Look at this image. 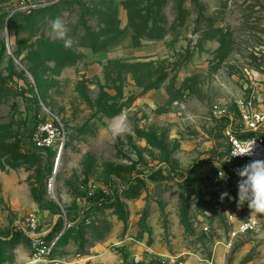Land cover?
<instances>
[{
  "label": "rangeland",
  "instance_id": "rangeland-1",
  "mask_svg": "<svg viewBox=\"0 0 264 264\" xmlns=\"http://www.w3.org/2000/svg\"><path fill=\"white\" fill-rule=\"evenodd\" d=\"M17 1L0 0V264H264L255 232L229 246L208 184L225 118L242 97L264 102V0H57L33 14ZM51 114L66 134L58 165L57 147L23 151ZM98 191L111 200L92 206ZM28 213L40 231L64 221L44 257L14 228Z\"/></svg>",
  "mask_w": 264,
  "mask_h": 264
},
{
  "label": "built area",
  "instance_id": "built-area-1",
  "mask_svg": "<svg viewBox=\"0 0 264 264\" xmlns=\"http://www.w3.org/2000/svg\"><path fill=\"white\" fill-rule=\"evenodd\" d=\"M57 0H18L13 9V13L33 14L39 9L46 8ZM258 102V103H257ZM239 111L228 115L222 131V155L219 159V166L209 176L208 184L214 194V199L218 207L226 210L227 221L230 223L229 246L240 236L248 233H254L249 227L248 217L250 209L247 203L241 209L230 207V201L225 198L220 200V193L228 191L230 187L236 186L238 189V181L240 177L236 170L248 164L251 160H264V102L262 98L253 95L238 100ZM65 129L58 115L51 114L48 119L42 121L40 125L32 132L30 141L34 150L39 152L44 158L47 152L53 148H58V157L62 153L65 145ZM245 140H255L254 155L243 157H232L233 146L238 145ZM223 171L228 179L220 180L219 172ZM49 188L53 187L50 181ZM252 223H255L253 221ZM71 225L66 223L65 227ZM17 232L25 233L32 241L34 256L36 258L46 256L57 243V239L49 243L45 242V237L52 229L47 231L41 230V220L35 213H28L23 217H19L14 224Z\"/></svg>",
  "mask_w": 264,
  "mask_h": 264
},
{
  "label": "clouds",
  "instance_id": "clouds-1",
  "mask_svg": "<svg viewBox=\"0 0 264 264\" xmlns=\"http://www.w3.org/2000/svg\"><path fill=\"white\" fill-rule=\"evenodd\" d=\"M51 31L57 40L63 42L65 48L72 46L71 38L69 37V29L66 24L56 18L51 22ZM115 123L112 125L114 134H122L127 131L126 117L121 114L115 118ZM255 140H245L238 145L233 146L232 157H243L254 155ZM240 177L238 181V192L235 198L237 207L241 208L247 203L250 209L248 217L249 227L255 232L257 239L264 240V160H251L242 168L236 170ZM220 180H227L228 177L223 171L219 172ZM234 199L228 191L220 193L221 202L225 199ZM255 221V223H252Z\"/></svg>",
  "mask_w": 264,
  "mask_h": 264
},
{
  "label": "trees",
  "instance_id": "trees-1",
  "mask_svg": "<svg viewBox=\"0 0 264 264\" xmlns=\"http://www.w3.org/2000/svg\"><path fill=\"white\" fill-rule=\"evenodd\" d=\"M134 98H135V96H132L130 98V100H133ZM34 130H35V128H34ZM31 134L32 133H30V136H31ZM23 151L26 152L27 154L34 155V156H37L41 159H44V157L39 152H37L36 150L26 151L23 148ZM195 172H196L195 170L191 169L187 174L182 175V179H180L181 185L184 186L185 188H190V187L194 186V184L196 182V173ZM145 184H146L145 179L143 177L138 176L133 181L130 182L127 189L130 191L131 194L138 195L141 192L142 188L145 187ZM90 199L92 202V206H97L99 204H107L111 200V198L108 194L102 193L100 191L93 193L90 196ZM63 224H64V221L60 220L59 222H57L55 224V226L51 232H53L55 229H59L60 227L63 226Z\"/></svg>",
  "mask_w": 264,
  "mask_h": 264
},
{
  "label": "crops",
  "instance_id": "crops-1",
  "mask_svg": "<svg viewBox=\"0 0 264 264\" xmlns=\"http://www.w3.org/2000/svg\"><path fill=\"white\" fill-rule=\"evenodd\" d=\"M52 229V228H51Z\"/></svg>",
  "mask_w": 264,
  "mask_h": 264
}]
</instances>
